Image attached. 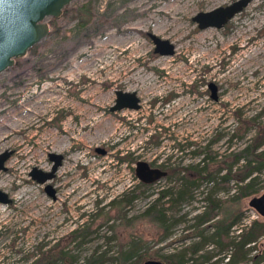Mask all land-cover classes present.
<instances>
[{
  "label": "rangeland",
  "instance_id": "rangeland-1",
  "mask_svg": "<svg viewBox=\"0 0 264 264\" xmlns=\"http://www.w3.org/2000/svg\"><path fill=\"white\" fill-rule=\"evenodd\" d=\"M231 1L71 0L47 19L48 34L0 71V152L13 150L0 169V188L12 198L0 202V264H89L100 256L106 258L97 264H122L132 244L137 249L125 264H169L171 253L195 243L207 253L210 229H202L203 237L189 228L193 207L206 201V180L189 188L191 204L181 210L156 198L161 189L176 191L185 173L144 182L135 173L138 160L205 165L217 174L207 183L211 197L225 201L218 218L237 207L241 218L249 214V198L264 191V167L254 172L260 190L234 199L244 182L223 183L225 170L215 169L230 162L241 168L251 156L246 147L264 136V73H230L243 51L240 34L251 35L246 48L264 39V0H250L221 27L200 28L192 19ZM147 31L170 39L174 53L154 52ZM211 36L219 40L212 42L215 53L208 50ZM248 78L253 82L242 88ZM118 88L135 90L140 107L109 110ZM50 150L64 154L50 180L55 197L29 175L34 165L50 168ZM257 151L264 153V142ZM130 195V202H118ZM157 208L172 227L167 234ZM256 247L263 250L264 233Z\"/></svg>",
  "mask_w": 264,
  "mask_h": 264
},
{
  "label": "water",
  "instance_id": "water-1",
  "mask_svg": "<svg viewBox=\"0 0 264 264\" xmlns=\"http://www.w3.org/2000/svg\"><path fill=\"white\" fill-rule=\"evenodd\" d=\"M71 0H0V71L12 65L15 58L27 53L28 49L40 41L49 32V17H58L63 8ZM250 0H233L224 5H217L210 9L199 10L192 15L200 28L207 26L221 27L237 12L241 11ZM152 40L153 51L160 54H173L174 43L156 34L147 31ZM211 95L217 98V85L209 83ZM115 100L109 106V110L115 111L124 107L139 108L140 98L135 90H115ZM98 153L104 154L105 148L96 146ZM12 149H4L0 152V169L6 170V160L12 153ZM48 158L52 161L49 169H42L36 165L29 170L31 178L44 184V190L55 197V188L50 180L54 177L59 165L62 163L63 154L58 151H48ZM136 175L144 182L153 181L155 178L165 175L167 170L158 166H150L145 160H138L135 166ZM12 200L7 191L0 188V202L8 203ZM248 204L264 217V191L258 195H252ZM143 264H163L160 260L148 259Z\"/></svg>",
  "mask_w": 264,
  "mask_h": 264
},
{
  "label": "trees",
  "instance_id": "trees-1",
  "mask_svg": "<svg viewBox=\"0 0 264 264\" xmlns=\"http://www.w3.org/2000/svg\"><path fill=\"white\" fill-rule=\"evenodd\" d=\"M264 142V136L258 137L256 136L252 143H249V145L246 147L250 149L251 156L247 159L246 163L242 165L241 168H234L233 163L230 162L228 164H221L218 167H216L215 171L216 173H219L222 169L225 171L220 174V180L223 183H227L230 181L231 178L236 177L239 181H243L241 185L237 186L236 192L237 195H235L234 198H241L243 196H247L253 193H256L260 190V186L257 185V177L254 173L255 171H259L264 167V153H261L262 151H257L258 147L261 146V144ZM198 153H200V150H196ZM202 154V153H201ZM208 156L201 157L199 160L201 162H204L205 159ZM120 159L128 158V156H119ZM240 158V154H236L235 160H238ZM208 159V158H207ZM200 163L194 164V165H165V163H161L160 165L167 170L168 174H175V173H182L184 175H181V181L179 183L178 189L175 191L173 188L174 186H171L170 189H161L159 191V195L156 198V200L166 197V201L168 204H177L178 201L189 199L186 197V195L189 194V188L191 186H194L198 184L199 179H205L206 180V186L203 187V197L208 202V207L205 210V213L203 215H197V223L201 222L203 219L215 215L217 213V210L222 208L223 206L221 204H224L225 201L218 199H214L211 197V190L208 191V185L207 183H210L214 181L217 178V174H211L212 172L207 169V166L205 165H198ZM218 183V181H217ZM229 188V187H227ZM175 191V192H174ZM175 193V196H172V194ZM135 198V195H130L128 199H121L118 202L126 204L127 202H130ZM149 209H147L148 212ZM156 217L159 222H161L164 228V234H167L168 228L171 226L169 224H165L162 220L163 214L161 209H156ZM219 213V212H218ZM243 214V211L239 207L227 211V213L219 218H216L214 221V229L204 237L203 228H199L196 226L195 236H203L205 240L212 241L213 243L219 244L221 246H233V252H232V259L230 264H240L241 262H244L242 264H259L264 259V248L260 252H258L254 257L249 255L251 250L255 248L256 242L259 239L261 235L264 233V219L255 218L251 221L249 225L243 228L242 232L240 233L239 237L236 238L235 236L229 235V230L231 229V226L240 220L241 216ZM253 242V243H252ZM137 249L136 244H132L129 246V248L123 250L120 257L123 261L122 264H125V260L129 259L132 255L135 254V251ZM202 249L201 243H195L188 248L183 249L182 251H179L178 253H171L169 255L170 261L169 264H180L182 262H187V264H194L189 263L188 260L190 259L191 262L195 259L197 256H200L201 259L205 260L209 257V250L207 253H198L199 250ZM190 251V253L195 254L196 257L189 256L187 257L185 254L187 251ZM60 254L63 255L64 251L61 250ZM173 255V256H172ZM106 256H100L99 259H96V261H93L89 264H97L104 260ZM112 260L117 259V256H110L108 257ZM193 259V260H192Z\"/></svg>",
  "mask_w": 264,
  "mask_h": 264
},
{
  "label": "flooded vegetation",
  "instance_id": "flooded-vegetation-1",
  "mask_svg": "<svg viewBox=\"0 0 264 264\" xmlns=\"http://www.w3.org/2000/svg\"><path fill=\"white\" fill-rule=\"evenodd\" d=\"M50 151H55V150H50ZM107 151H108V149L105 148V153ZM63 159H64V154H63ZM63 159H62V161H63ZM50 162L52 164L51 160H50ZM148 164L150 166H152V167L158 166L161 169H165L160 164L155 165L154 163H150V162H148ZM50 167H51V165H50ZM167 174H168V172L165 175H167ZM55 175H56V172H55ZM51 183L53 184V186L55 188V195H56L57 189L55 187V184L53 182H51ZM189 204H191V199H184V200L178 201L177 206L179 207V209L182 210L184 208V206H188ZM207 207H208V202L207 201H205L204 205H202L201 207H193L194 208V212H195V216L192 218L191 227H189V228L196 229V226H197L199 228H203L204 230L210 229V232L214 229V221H215L216 218H218L219 213H216L215 215H211V216L203 219L201 222L197 223L196 216L198 214L199 215H203L205 213V210L207 209ZM171 228L172 227L170 226L168 228V230L171 229ZM229 235L235 236L236 238H238L240 234L239 235H234L232 233L231 229H230L229 230ZM210 246H211V248L209 249V257L207 259H205V260H203V259L202 260L199 259V261L195 260L194 264H230L231 259H232L233 246H221V245L216 244V243H212ZM257 250L258 249L255 246V248H253L251 250L249 255L254 257L258 252H260V251H257ZM200 251H202V249ZM242 263H244V262H241L240 264H242ZM180 264H187V262H182Z\"/></svg>",
  "mask_w": 264,
  "mask_h": 264
},
{
  "label": "bare ground",
  "instance_id": "bare-ground-1",
  "mask_svg": "<svg viewBox=\"0 0 264 264\" xmlns=\"http://www.w3.org/2000/svg\"><path fill=\"white\" fill-rule=\"evenodd\" d=\"M247 32L241 33V43L244 45L243 51H241L237 56H236V63L235 65L230 69V73L232 76H237L239 75L240 72H247L251 74L254 71H258L259 74L264 73V39L260 40L259 42H256L254 47H248L246 48V45L251 39V35L246 37ZM215 38V36H211L209 38L208 44V50L211 52H214L216 45H213L212 42H218ZM207 49V48H206ZM199 50V49H198ZM215 53V52H214ZM253 82V79L248 78L246 82L243 83L242 88H246L248 86V83ZM182 104V101L176 102V105L179 106ZM24 109V108H23ZM21 111V110H20ZM21 114V113H20ZM5 131V130H4ZM5 134V133H4ZM2 138V137H1ZM80 188L79 194L82 192V187L77 186ZM76 187V189H77ZM34 200V199H33ZM30 202V201H29ZM36 202V201H35ZM31 205V204H30Z\"/></svg>",
  "mask_w": 264,
  "mask_h": 264
},
{
  "label": "built area",
  "instance_id": "built-area-1",
  "mask_svg": "<svg viewBox=\"0 0 264 264\" xmlns=\"http://www.w3.org/2000/svg\"><path fill=\"white\" fill-rule=\"evenodd\" d=\"M258 216L259 213L254 208H252L249 214H245L240 220H238L231 226L232 233L234 235H239L242 232L243 228L249 225L253 219L258 218Z\"/></svg>",
  "mask_w": 264,
  "mask_h": 264
}]
</instances>
